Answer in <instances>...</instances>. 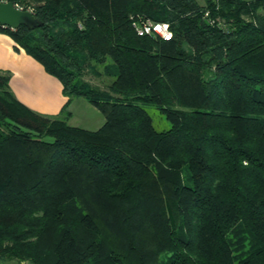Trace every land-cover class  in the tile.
<instances>
[{
	"label": "trees",
	"instance_id": "obj_1",
	"mask_svg": "<svg viewBox=\"0 0 264 264\" xmlns=\"http://www.w3.org/2000/svg\"><path fill=\"white\" fill-rule=\"evenodd\" d=\"M1 1L42 21L0 30L68 99L57 115L34 111L0 71V255L264 264V0ZM138 17L172 38L138 35ZM91 61L108 90L82 79ZM73 97L103 114L99 128L67 122Z\"/></svg>",
	"mask_w": 264,
	"mask_h": 264
},
{
	"label": "crops",
	"instance_id": "obj_2",
	"mask_svg": "<svg viewBox=\"0 0 264 264\" xmlns=\"http://www.w3.org/2000/svg\"><path fill=\"white\" fill-rule=\"evenodd\" d=\"M0 71L9 73L10 90L34 111L57 115L68 99L62 93L60 80L17 46L12 36L3 30H0ZM68 109L69 121L74 126L95 130L104 122L103 114L82 97L71 98Z\"/></svg>",
	"mask_w": 264,
	"mask_h": 264
},
{
	"label": "rangeland",
	"instance_id": "obj_3",
	"mask_svg": "<svg viewBox=\"0 0 264 264\" xmlns=\"http://www.w3.org/2000/svg\"><path fill=\"white\" fill-rule=\"evenodd\" d=\"M196 1L199 4L202 5L204 4L203 0H196ZM244 17L246 19L248 18V16H244ZM217 20L223 21L219 17L217 18ZM82 79L92 86H97L100 89L108 90V86L112 80V77H110L104 72L102 63L91 61L89 65L85 67V70L82 74ZM142 105L150 114L153 124L158 130L169 128L170 123L165 119L163 113H161L157 108H155L150 104H142ZM67 122L72 125V123L69 121V118H67ZM0 264H31V263L25 260H18L13 257L0 255Z\"/></svg>",
	"mask_w": 264,
	"mask_h": 264
},
{
	"label": "water",
	"instance_id": "obj_4",
	"mask_svg": "<svg viewBox=\"0 0 264 264\" xmlns=\"http://www.w3.org/2000/svg\"><path fill=\"white\" fill-rule=\"evenodd\" d=\"M0 25L9 28H17L20 25H24L33 29L40 27L42 21L31 10L18 8L12 1H1Z\"/></svg>",
	"mask_w": 264,
	"mask_h": 264
},
{
	"label": "built area",
	"instance_id": "obj_5",
	"mask_svg": "<svg viewBox=\"0 0 264 264\" xmlns=\"http://www.w3.org/2000/svg\"><path fill=\"white\" fill-rule=\"evenodd\" d=\"M15 6L21 8L16 4ZM132 26L135 32L141 36L148 35L159 40H170L172 38V31L169 24L164 21H154L150 18L138 17L132 20Z\"/></svg>",
	"mask_w": 264,
	"mask_h": 264
}]
</instances>
